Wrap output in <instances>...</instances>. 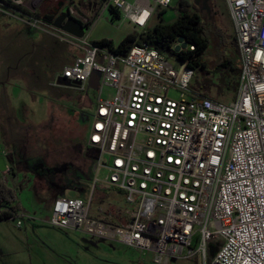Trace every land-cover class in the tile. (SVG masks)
I'll return each instance as SVG.
<instances>
[{"label": "built area", "instance_id": "built-area-1", "mask_svg": "<svg viewBox=\"0 0 264 264\" xmlns=\"http://www.w3.org/2000/svg\"><path fill=\"white\" fill-rule=\"evenodd\" d=\"M172 1L100 0L98 16L113 17L114 10L142 33ZM224 2L241 64L237 96L228 104L192 91L195 72L187 62L173 63L146 44L118 53L54 30L34 18V9L17 10L33 31L76 49L51 86L94 93L86 145L97 159L89 197H57L49 225L130 247L154 264L206 261L215 246L210 264H264V0ZM193 49L186 43L177 53ZM105 191L121 194L127 209L117 214L101 206L91 217V201ZM23 217L14 219L17 228Z\"/></svg>", "mask_w": 264, "mask_h": 264}, {"label": "rangeland", "instance_id": "rangeland-1", "mask_svg": "<svg viewBox=\"0 0 264 264\" xmlns=\"http://www.w3.org/2000/svg\"><path fill=\"white\" fill-rule=\"evenodd\" d=\"M18 1L22 5L20 11L23 14H28L34 9V18L41 20L45 18L46 12L52 13L56 10L60 0ZM178 1L173 0L170 7L163 10L164 13L161 16L159 15L162 10L157 9L148 29H152L161 20L165 23H173L177 20L180 15ZM188 1L195 5L194 0ZM0 3V35L12 27H18L23 31L18 37H6L4 45L8 53L0 59V156L13 150L10 155L16 162L17 174L21 182L17 198L22 201L27 211L35 210L45 219L51 215L52 209L45 203L38 206L33 198L30 186L33 179L32 167H34L35 189L42 188L48 193L60 194L67 198L75 197L77 190L71 188V184L58 189L66 173L51 169H61L62 166L71 165L77 167L81 180L79 186L85 189L81 198L87 199L89 196V184L97 154L86 145L79 113L91 114L94 108L92 105L94 93L90 90L84 95L68 88L48 87V82L53 76L71 64L76 49L59 42L53 36L33 31L24 21L16 17L19 12L11 8L12 0H0ZM76 3L79 6H72L71 9L78 16L86 17L84 13L90 16L94 10L99 12L100 9V0H77ZM210 5L209 14L202 12L211 41L210 51L204 55L208 68L199 70L198 78L197 73L194 74L192 91L196 94L206 93L215 101L228 104L237 96L240 75L237 71L229 72L226 75L223 74L221 78L214 74L212 69L224 53V58L231 61L229 64L237 67L239 50L233 41V26L223 0H210ZM196 7L201 8L200 5ZM94 23L92 29L88 30V27L85 31V36L92 42L107 39L118 46L127 35L137 33L128 21L115 20L114 16L111 17L108 12L99 14ZM9 49L17 50L16 55L10 56L9 53L12 51ZM167 57L171 62H177L175 56L167 55ZM107 91L105 90V94ZM171 97L177 98V94L173 92ZM5 148L6 150L3 151ZM85 155H91L92 158ZM40 165L52 171L50 175L44 174L43 180L36 175L38 170L35 169H40ZM5 173L0 172V178L3 180ZM77 182L75 180L73 185L75 186ZM101 206L117 214L127 209L122 195L115 191L96 192L91 201L90 216L95 217ZM100 243L103 252L97 254V257L103 260V264L106 261L112 264H130L131 258L127 256V253L134 250L107 240ZM217 248L218 246H215L212 249L206 261L200 262L198 257H195L193 262L188 259H172L169 264H210ZM98 251L97 248L95 252L98 253ZM134 253L137 256V253ZM143 259L147 264H154L149 255H145ZM137 260L138 257L135 258V264Z\"/></svg>", "mask_w": 264, "mask_h": 264}, {"label": "crops", "instance_id": "crops-1", "mask_svg": "<svg viewBox=\"0 0 264 264\" xmlns=\"http://www.w3.org/2000/svg\"><path fill=\"white\" fill-rule=\"evenodd\" d=\"M229 18L233 26V32H234L233 41L237 45L234 24L230 14H229ZM74 57L71 60V64L74 61ZM59 73L61 72L55 74L52 80L48 82L47 85L48 87L53 88L51 86V83ZM51 90L53 91V89ZM5 150L6 148L3 151ZM11 152H13L12 149L6 153H3V156H0V159H4L6 165V171H5L6 173L3 176L7 185L10 186L12 189L16 190L17 195L19 196L21 182L17 174L18 170L16 168V162L13 156L10 155ZM32 177L33 179H31L30 186L33 191V198H35L36 204L38 206H41L42 203H45V205L48 208L52 209L55 199L57 197L59 196L66 197L60 194L55 195L52 193H48L42 188L35 189L34 171ZM80 182L81 180L78 181L75 186H73V188L77 190V193L75 197H71V198L82 199L81 195L85 193V189L79 186ZM90 188H91V182L89 184V194H90ZM19 202L22 207L20 213H22V215L24 216L22 219L21 228L16 227V223L14 220H4V221L0 220V264H103L104 263L103 260L97 257V254L103 252L102 244L100 243V241H103L102 239H98L72 229H60L53 227L49 225V220L52 215V210H51V215H49L48 218L44 219L35 210L34 212L27 211L24 208L22 201L19 200ZM97 248L99 249L98 253L95 252ZM126 248H130V247H126ZM130 249L134 250V252L137 253V256H135L136 254L133 251L127 253V256L131 258L130 264L136 263L135 261L136 257H138L137 264H147L146 261L143 259L144 256H142L137 250L135 251V249L132 248ZM105 264H112V263L106 261Z\"/></svg>", "mask_w": 264, "mask_h": 264}, {"label": "trees", "instance_id": "trees-1", "mask_svg": "<svg viewBox=\"0 0 264 264\" xmlns=\"http://www.w3.org/2000/svg\"><path fill=\"white\" fill-rule=\"evenodd\" d=\"M178 6L180 8V15L173 23H165L161 20V22L156 24L152 29H147L142 33L127 35L119 45L116 46V52L124 54L135 45L146 44L160 54L166 56L173 55L177 60L187 62L188 66L197 73L198 78L200 74L199 70L208 68L204 55L210 51L211 47L208 33L209 29L203 16L194 4L190 3L188 0H179ZM111 12L115 19L119 18V14L116 11L111 10ZM163 13L164 11H162L159 16ZM84 15L89 18V24H93L98 18V11L94 10L90 16L85 13ZM179 38H183L187 44L194 46V49L177 53L173 48H175ZM99 43L102 45H109L111 48L115 47L111 40L103 39L99 41ZM224 56L225 53L220 57L218 63L212 69L215 72L214 74L222 78L223 74L226 75L229 72L234 73L237 71L240 75V60L238 59L237 67H232V65L229 64L231 61H228ZM204 94L207 96L206 93H203V95ZM79 115V119L84 128L86 142L89 115L80 113ZM82 121H84V123ZM85 156L92 158L91 155ZM95 159H97V155H95ZM73 186L74 185H71V188H73ZM21 210L22 207L17 198L16 190L12 189L7 185L5 180L0 178V220H14Z\"/></svg>", "mask_w": 264, "mask_h": 264}, {"label": "flooded vegetation", "instance_id": "flooded-vegetation-1", "mask_svg": "<svg viewBox=\"0 0 264 264\" xmlns=\"http://www.w3.org/2000/svg\"><path fill=\"white\" fill-rule=\"evenodd\" d=\"M195 1V6L196 5H200L201 8H198L199 12L201 13L202 15V12H205L207 14L210 13V8H211V5H210V0H194ZM77 0H73V1H70V0H60L57 4V8L55 11H53L52 13H48L46 12L45 13V18H43V21L45 23H47L49 26H51L54 30L60 32V33H63L61 28L63 26H65L66 22H67V19L72 17L74 19H76L73 15H72V12H71V8L72 6H76L77 7ZM1 4V3H0ZM16 10H21L22 9V5H14V4H11ZM79 6V5H78ZM78 22H80L78 19H76ZM85 31L87 30V26L86 25H83L82 23H80ZM22 30L18 27H12V28H9V29H6V33H2V35H0V59L5 57V55L8 53H6L5 51V45H4V41L6 39V37H18L22 34ZM16 47V46H15ZM17 49V48H16ZM11 50L12 52L9 53V55H13L15 54L16 55V51L15 49H9ZM8 55V56H9ZM54 169H57L58 171H64L63 173H66L65 174V177L63 179V182H62V185L59 186L58 189H61L62 186H66L67 184H71L73 185L74 181L77 180V181H80V175H79V169L75 166H67V167H61V169L59 168H53L51 170L54 171ZM35 170H38L36 171V175L37 177H39V179L43 180V175H50L52 173L51 170H49L46 166H42L40 165V169H35ZM31 171L33 173L34 171V167L31 168Z\"/></svg>", "mask_w": 264, "mask_h": 264}, {"label": "water", "instance_id": "water-1", "mask_svg": "<svg viewBox=\"0 0 264 264\" xmlns=\"http://www.w3.org/2000/svg\"><path fill=\"white\" fill-rule=\"evenodd\" d=\"M73 1V0H70ZM62 32L68 35H71L75 38H83L85 36V29L84 27L78 22L76 19L70 17L67 19V22L65 26L61 28ZM179 45L175 47V51L178 52L181 48L186 47V42L184 41L183 38L178 39ZM98 74H94L92 79L90 80V87L95 89L98 84ZM66 167V166H63ZM6 171V165L4 162V159H0V172H5ZM58 172V171H57Z\"/></svg>", "mask_w": 264, "mask_h": 264}, {"label": "bare ground", "instance_id": "bare-ground-1", "mask_svg": "<svg viewBox=\"0 0 264 264\" xmlns=\"http://www.w3.org/2000/svg\"><path fill=\"white\" fill-rule=\"evenodd\" d=\"M32 1V0H31Z\"/></svg>", "mask_w": 264, "mask_h": 264}]
</instances>
